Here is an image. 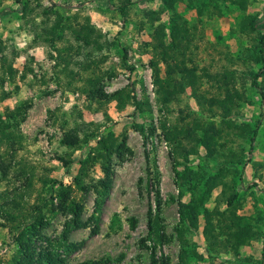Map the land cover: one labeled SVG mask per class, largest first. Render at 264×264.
Instances as JSON below:
<instances>
[{
	"label": "rangeland",
	"instance_id": "374dc122",
	"mask_svg": "<svg viewBox=\"0 0 264 264\" xmlns=\"http://www.w3.org/2000/svg\"><path fill=\"white\" fill-rule=\"evenodd\" d=\"M245 4L243 9L235 0H0V95H6L0 100V264H14L21 231L30 237L35 256L59 236L68 213L54 212L56 190L49 181L71 184L80 159L107 131L125 135L130 152L112 158V186L98 232L72 231L68 242L78 246L63 256V264H153L154 259L161 264L163 258L167 264H264V74L257 87L252 84L253 74L264 69L255 48L264 34V0ZM248 17L256 18L251 32L243 24ZM174 18L189 30L190 49L178 57L196 68L197 91L226 103L236 99L228 119L258 124L251 142L234 134L226 143L233 153L228 160L207 157L189 141L178 142L182 147L165 138L169 126L194 125L201 133L212 122L225 124L220 110L212 116L199 106L190 86L169 89L165 102L160 100L155 77L165 79L166 65L157 31L168 50L178 46ZM94 85L107 94L121 91L119 102H98L87 92ZM7 108L23 112L17 125ZM71 127L80 129L79 142L67 147L62 131ZM154 164L161 197V237L155 243L149 238ZM186 167L203 178L183 191L184 201L196 199L206 179L222 171L226 182L234 179L231 211L227 191L218 184L201 205L198 227L181 225L175 171ZM89 173L95 179L102 174L98 165ZM94 198L93 191L85 195L83 221ZM207 212L210 235L204 232ZM222 214L226 221L240 217L250 232L241 238L221 231ZM40 216L46 224L38 223Z\"/></svg>",
	"mask_w": 264,
	"mask_h": 264
},
{
	"label": "trees",
	"instance_id": "16d2710c",
	"mask_svg": "<svg viewBox=\"0 0 264 264\" xmlns=\"http://www.w3.org/2000/svg\"><path fill=\"white\" fill-rule=\"evenodd\" d=\"M174 1V0H171ZM247 0H235V3L241 8H245ZM177 18L171 22L173 29L177 31L179 37L178 46H169L170 50H173V54L168 50L166 43L163 40V33L160 30L157 31V43L162 48V61L166 65V77L161 80L159 76L155 77V85H157V91L159 92L160 100L165 102V95L169 89H175L176 91H183L185 87H192L195 92L196 102L199 106L205 108L211 112L212 116H215L214 110H220L221 121L220 123H225L224 125H218L214 122L210 123L207 127L202 129L199 133L198 129L193 125H186L185 128H180L177 130V126H169L165 129V138L173 145L178 144L184 147L183 143H178L182 141H189L193 144L201 146L205 150V154L210 158L223 157L224 160L232 158L233 153L231 149L225 150L226 143L232 141L234 134L237 136L247 138L250 142L254 139L257 134L258 124L251 126L248 123L236 124L230 121L228 117L232 114V111L237 108V100H232L228 103L224 99L214 96H207L202 92L197 90V81L200 76L196 73L195 67H189L183 63L182 59L178 56H184L190 49V38L189 30L187 28L185 21H176ZM179 19V18H178ZM243 24L248 26V30L251 32L255 29L256 18L248 17L243 18ZM247 24H250L247 25ZM259 43L261 46H255L257 52L260 54L261 61L264 62V34L260 35ZM9 72L12 70L8 68ZM264 74V69L253 74V86L257 87V78ZM261 89V87H260ZM88 93L92 94L98 102L109 101L112 99L118 100V94L121 91H114L113 93L107 94L102 87L90 86L87 90ZM197 92V93H196ZM238 95V93H237ZM264 95V94H263ZM5 93H1L0 100L5 98ZM238 97V96H237ZM119 102V100H118ZM135 107L139 104L136 100H133ZM7 116L11 120L16 119L17 125L23 119V112H18V108L8 109ZM103 114L107 116L106 111ZM226 119L228 121H226ZM1 131V130H0ZM79 131L80 129L76 127H71L68 129H63L62 131V144L67 147H73L79 142ZM11 136V133L7 135ZM2 136H5L2 133ZM94 147L91 148L90 152L80 159L79 167L77 173L72 178L71 184H65L63 181L58 179H50L49 186L54 189L57 205L54 212L57 210H66L68 216L64 221L62 230L54 241H50L45 249L41 251L38 256H35L31 251V239L25 234L24 231L19 232L17 236L18 250L16 257L14 259V264H63L64 255L77 248V244L68 242V237L70 233L76 229L82 227H89L90 233L95 234L98 232V224L101 217L102 206L107 198L109 191L112 186L113 177V162L112 158L114 155L118 156L120 159L126 152H130L126 145V136L122 135L118 137L112 131H107L106 133H101L98 135ZM7 137V136H6ZM171 143V142H170ZM189 151V149H187ZM244 155L243 149L239 158ZM227 157V158H226ZM232 163H235L234 161ZM98 165L101 171V176L98 178L90 177L89 170ZM155 165V164H154ZM153 181H151V186L154 187V201H155V212L152 217V221L149 223V238H151L154 243L161 237V197L158 189L159 184V173L155 165L153 172ZM201 173L196 170L185 168L183 170L175 171V183L179 189V196L177 199L178 203V213L181 225L187 223L190 228H197L199 225V213L201 205L207 195L211 192L215 186L218 184H223L222 191H227V210L231 211V205L233 201L237 198V193L235 190L234 179L232 182H226L223 178L222 171L214 175H211L206 179V188L196 199L191 201H184L182 199V193L185 189H195L197 187L198 181L202 179ZM93 191L95 194L94 204L91 215L86 221L82 220V214L84 212V198L85 195ZM75 192H79L80 195H74ZM234 214V213H232ZM211 214H205V226L204 232L207 235L213 234V223L211 221ZM234 217L230 221H226L225 214L218 217V227L221 231H225L231 237H245L248 232H250V227H245L240 223V217ZM48 220H44V216H40L38 219L39 224H46ZM35 224H33L34 226ZM179 228V229H178ZM179 240L184 243V235L182 228L178 227ZM246 233V234H245ZM244 239V238H243ZM241 242V241H240ZM154 253V251H153ZM158 261L153 260V264H157ZM90 264V263H85ZM92 264H99L98 261L92 262ZM161 264H167L166 260L163 258Z\"/></svg>",
	"mask_w": 264,
	"mask_h": 264
}]
</instances>
